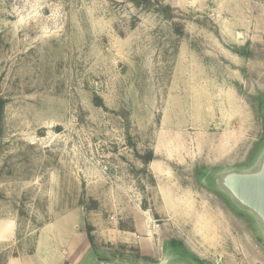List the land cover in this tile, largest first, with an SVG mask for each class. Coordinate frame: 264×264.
Segmentation results:
<instances>
[{"label":"rangeland","instance_id":"1","mask_svg":"<svg viewBox=\"0 0 264 264\" xmlns=\"http://www.w3.org/2000/svg\"><path fill=\"white\" fill-rule=\"evenodd\" d=\"M0 99V264H264L199 180L263 142L264 0H0Z\"/></svg>","mask_w":264,"mask_h":264},{"label":"water","instance_id":"2","mask_svg":"<svg viewBox=\"0 0 264 264\" xmlns=\"http://www.w3.org/2000/svg\"><path fill=\"white\" fill-rule=\"evenodd\" d=\"M264 113V103L262 106ZM261 143V142H260ZM253 150L247 166L242 168L204 170L199 180L222 196L235 214L249 222L252 233L264 244V139ZM173 246V251L170 249ZM200 264L184 247L168 244L166 254L156 263L112 257L88 248L80 264Z\"/></svg>","mask_w":264,"mask_h":264},{"label":"trees","instance_id":"3","mask_svg":"<svg viewBox=\"0 0 264 264\" xmlns=\"http://www.w3.org/2000/svg\"><path fill=\"white\" fill-rule=\"evenodd\" d=\"M131 1H133L137 5L143 4V3H145V4L151 3V0H131ZM163 11L165 12V14H167L170 11V8L169 7H163ZM167 15H168V17L170 16L169 14H167ZM95 104L97 106L105 108L103 101L99 98H95ZM3 105H4V102L2 99H0V116H1V113L3 110ZM142 159H143L144 163L146 165H148L150 162H152L154 160L153 152H149L147 155L143 156ZM88 237H89L90 242H93L94 239L92 236V228L91 227H88Z\"/></svg>","mask_w":264,"mask_h":264},{"label":"crops","instance_id":"4","mask_svg":"<svg viewBox=\"0 0 264 264\" xmlns=\"http://www.w3.org/2000/svg\"><path fill=\"white\" fill-rule=\"evenodd\" d=\"M14 226L10 224L1 223L0 224V243L9 241L14 234Z\"/></svg>","mask_w":264,"mask_h":264},{"label":"flooded vegetation","instance_id":"5","mask_svg":"<svg viewBox=\"0 0 264 264\" xmlns=\"http://www.w3.org/2000/svg\"><path fill=\"white\" fill-rule=\"evenodd\" d=\"M175 245L177 246V243Z\"/></svg>","mask_w":264,"mask_h":264}]
</instances>
